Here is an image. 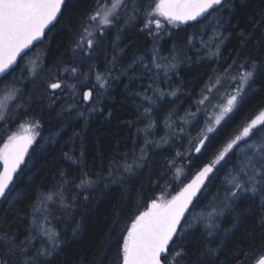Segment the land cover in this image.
Segmentation results:
<instances>
[{"label":"trees","instance_id":"16d2710c","mask_svg":"<svg viewBox=\"0 0 264 264\" xmlns=\"http://www.w3.org/2000/svg\"><path fill=\"white\" fill-rule=\"evenodd\" d=\"M94 3L67 0L63 14L43 41L0 80V89L14 81L21 100L28 104V118L41 125L12 190L0 199V234L7 232L17 243L28 238L30 255L42 247L51 250V255L41 257L37 264H121L123 237L135 216L147 208L152 198L170 199L183 186L168 162L174 159L175 166L182 167L190 177L213 158L238 126L264 110V73L260 71L264 62V0H226L216 12L190 25H169L160 18L165 26L156 35L141 31L143 13L138 21L127 24L122 13L121 20L98 37L91 58L81 60L73 54L75 33L80 17ZM153 55L161 68L153 65ZM32 60L42 62L45 72H55L56 65L63 68L71 64L79 67L80 74H61L67 86L57 90L53 101L51 90L49 94L44 92V75L33 77L27 70ZM233 60L255 63L254 82L238 110L217 126L219 132L213 134V142L202 154L195 155L189 152V145L196 142L206 112L202 111L197 120L189 114L216 78H224V69ZM97 72L109 76L103 89L96 81ZM225 82L215 88L211 103L221 99L222 91L228 88ZM86 89L92 92L89 104L83 101ZM211 103L207 102V107ZM24 119L10 114L0 121V148L8 136L21 133ZM146 141L149 143L141 167L131 175L117 167L132 163ZM236 160L233 156L232 162ZM189 162L191 169L186 167ZM231 167L232 163L226 164L215 175L200 194L193 213L212 201L217 189L223 196L222 180ZM110 168L112 178L123 182H111ZM82 172L99 182L86 190L62 183L73 177L79 182ZM61 186L68 208L53 206L50 223L45 225L59 235V246L52 249L37 228L43 215L34 214L35 202L39 193ZM260 203L259 196L242 194L233 208L218 218L211 237L203 224L189 236L177 237L171 244L169 260L179 246L186 251L179 264H241L234 259L237 252L264 250V229L259 227L264 210ZM188 219H192L191 214ZM253 259H246L244 264H252Z\"/></svg>","mask_w":264,"mask_h":264},{"label":"snow or ice","instance_id":"6c2138e0","mask_svg":"<svg viewBox=\"0 0 264 264\" xmlns=\"http://www.w3.org/2000/svg\"><path fill=\"white\" fill-rule=\"evenodd\" d=\"M66 3L67 0H0V74L6 75L14 66H19L18 58L23 59L26 55L25 50H31L34 42L43 40L47 35L46 29H49L58 16L63 14L62 8ZM225 3L226 0H148L147 3L145 0H95L94 5L80 17L79 28L75 33L77 39L74 41V57L79 56L81 60L86 57L91 58L97 49L98 37L118 23L122 13L126 24L138 21L140 14L143 13L141 31L156 35L165 26L160 18L170 25L198 22V18L211 15ZM241 37L246 39L243 34ZM115 59L113 57V63ZM29 63L31 66L27 70L33 77L44 75V92L49 94L51 90L50 96L53 101L56 98V90L67 86L60 78L61 74L71 73L73 77L80 74L79 67L71 64H66L63 68L56 65L55 72L52 69L45 72V67L39 60H32ZM152 63L157 69L162 67L157 62L156 55H153ZM145 68L151 70L148 65H145ZM256 70L255 63L249 65L246 62L233 60L232 64L224 69V78H216V85L223 86L225 80H229L236 86L232 91L225 92L220 102L214 106L219 108L218 114L213 113L214 119L209 117L207 127L202 129L194 144L190 143L189 152L194 148L195 153L202 154L203 150L213 142L215 139L213 134L219 132L217 126H220L222 121L227 122L225 118L230 119L229 114H234L241 106L247 95V89L254 82ZM260 71L264 73V62L261 63ZM108 79V75L97 72L96 81L100 88L107 86ZM212 91L213 88L210 87L208 92ZM21 95L14 81L6 83L0 89V121L7 120L10 114H14L17 118H25L20 125L21 133L8 136L7 141L0 148V165H2L0 198H6L12 190L14 179L21 165L25 163L28 148L39 134L38 129L41 127L38 120L28 118V104L21 100ZM91 97V91L84 92L85 101ZM144 99L151 103L147 95ZM211 99V96H205L199 103L203 105L207 101L210 104ZM13 109L16 111L13 112ZM148 143L149 141L145 142V147L140 149L139 156L134 158L132 163L125 162L124 165L117 167H123L125 172L133 174L136 168L141 167L140 162L145 158ZM65 156L72 159L67 153ZM233 156L237 158L235 163L232 162ZM168 163L170 167L175 168V177L183 186L175 195H171L170 199H165L163 196L152 198L147 210L135 216L123 237L120 249L122 264H179V260L186 256L184 246H179V250L172 254L171 260L168 258L171 244L175 243L176 238L189 236L194 228L201 224L211 237L212 230L217 227L218 218L223 216L226 210H231L242 194L259 196L260 208L264 210V110L238 126L236 133L222 143L213 158L202 163L190 177L182 167L175 166L174 159ZM229 163H232V167L222 180L223 196H220L221 189H217V195L213 200L204 205L198 213H193L192 209L197 207L200 194L213 182V178L223 166ZM186 167L191 169V162ZM61 176L66 177V174L61 172ZM108 178L112 183L123 182L112 178L111 168ZM78 181L73 177L66 178L62 183H71L77 189L86 190L99 182L94 181L84 172L80 174ZM56 205L63 210L68 208L62 186L46 193H39L35 202L34 214L43 215V222L38 224L37 228L52 249L59 246V235L45 225L50 223L49 216L53 206ZM189 214L192 216L191 220L188 219ZM259 227L264 229V216L260 218ZM29 252L28 238L17 243L7 232L0 234V264H37L41 257L51 255L48 247H42L31 255ZM253 257L252 264H264V250L259 253L237 252L234 259L244 264L246 259ZM196 264L202 262L197 261Z\"/></svg>","mask_w":264,"mask_h":264},{"label":"rangeland","instance_id":"374dc122","mask_svg":"<svg viewBox=\"0 0 264 264\" xmlns=\"http://www.w3.org/2000/svg\"><path fill=\"white\" fill-rule=\"evenodd\" d=\"M170 25V24H169ZM93 85H96V84H94L93 83ZM215 85V87H213V85L212 86H210L211 88H213V91L215 90V88H217L218 87V85H216V84H214ZM225 85L228 87L227 89H226V91H222V93H221V96H224V94H225V92H227V91H232L234 88H235V83L234 82H231V81H229V80H227L226 82H225ZM220 86V85H219ZM209 87V88H210ZM208 88V89H209ZM101 89H103V88H101ZM61 90V89H60ZM59 91V90H58ZM57 90H56V92H58ZM213 91L211 92V93H209L208 92V94H204L203 95V97H202V99L205 97V96H211V94L213 93ZM91 99H92V97L89 99V103H90V101H91ZM218 102H220V99L216 102V103H214L213 104V102L211 103V106H210V108L209 107H207V101L205 102V104H200L199 102L198 103H195V107L193 108L194 110L192 111V113H190L189 114V116H193L194 117V119H198V115L203 111H205L206 112V117H205V119H203L200 123H199V135L201 134V131H202V129H205L206 127H207V123L209 122V117H212L213 119H214V115H213V113L215 112V113H217L218 114V112H219V108H216V107H214L215 105H217L218 104ZM88 103V104H89ZM91 107V106H90ZM192 151H194V148H193V150ZM197 155V154H196ZM147 210V208L146 209H144L143 211H146Z\"/></svg>","mask_w":264,"mask_h":264},{"label":"water","instance_id":"95a60500","mask_svg":"<svg viewBox=\"0 0 264 264\" xmlns=\"http://www.w3.org/2000/svg\"><path fill=\"white\" fill-rule=\"evenodd\" d=\"M59 16H60V15H59ZM59 16H58V18H59ZM205 17H206V16H205ZM205 17H203V18H198V22H199L200 20L204 19ZM57 20H58V19H57ZM57 20H56V21H57ZM56 21L53 22V25L56 23ZM194 23H196V22H189V23H187V24H180V25H190V24H194ZM53 25H50V26H49V29H50ZM49 29H46V33H47V31H48ZM43 39H44V38H43ZM42 41H43V40H42ZM42 41H41V42H42ZM39 43H40V42H34V46H36V45L39 44ZM34 46H33V47H34ZM33 47H32V48H33ZM32 48H31V50H32ZM31 50H25V51H26V53H28V52L31 51ZM20 59H21V58H18V62L20 61ZM15 67H16V66H14L13 69H15ZM10 72H11V71H10ZM10 72H9V73H10ZM7 74H8V73H7ZM7 74H6V75H7ZM6 75H4V74H0V80H1L2 78H4ZM87 91H89V90H87ZM85 92H86V91H85ZM84 103H85V104H88V103H89V100H88V101H85V100H84ZM30 148H31V145H30L29 148H28V153H27V155L25 156V161H26V159H27V157H28V155H29ZM194 154L196 155L197 153H195V151H194ZM22 165H23V164H22ZM22 165H21V166H22ZM0 199H2V198H0ZM121 264H122V263H121Z\"/></svg>","mask_w":264,"mask_h":264},{"label":"bare ground","instance_id":"6f19581e","mask_svg":"<svg viewBox=\"0 0 264 264\" xmlns=\"http://www.w3.org/2000/svg\"><path fill=\"white\" fill-rule=\"evenodd\" d=\"M87 90H89V89H86L85 91H87ZM85 91H84V92H85ZM89 91H90V90H89ZM83 101H84V99H83Z\"/></svg>","mask_w":264,"mask_h":264}]
</instances>
